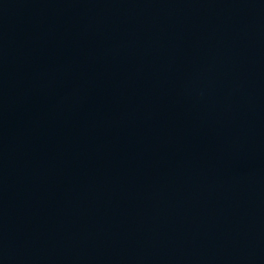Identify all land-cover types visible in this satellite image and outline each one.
I'll return each instance as SVG.
<instances>
[{
    "label": "water",
    "instance_id": "water-1",
    "mask_svg": "<svg viewBox=\"0 0 264 264\" xmlns=\"http://www.w3.org/2000/svg\"><path fill=\"white\" fill-rule=\"evenodd\" d=\"M0 264H264V0H0Z\"/></svg>",
    "mask_w": 264,
    "mask_h": 264
}]
</instances>
